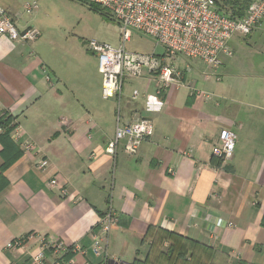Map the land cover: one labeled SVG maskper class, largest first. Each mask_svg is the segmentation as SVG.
Returning <instances> with one entry per match:
<instances>
[{"label":"crops","instance_id":"0c3cea01","mask_svg":"<svg viewBox=\"0 0 264 264\" xmlns=\"http://www.w3.org/2000/svg\"><path fill=\"white\" fill-rule=\"evenodd\" d=\"M31 1L0 0L18 28L40 31L28 42L0 38V115L17 123L10 135L21 151L1 171L8 148L0 135V264H30L42 246L50 264L58 242L71 247L60 252L62 264H102L104 256L131 264L149 225L198 239L229 264H264V56L256 61L232 46L218 79L190 66L182 84L160 94L145 76L127 78L105 106L92 102L102 98L95 56L86 54V68L63 51L57 67L40 37L47 27L38 21V0L35 11L23 9ZM117 114L121 122H153L134 154L122 146L104 151ZM223 128L235 133V146L215 166L211 145ZM107 212L115 223L95 254Z\"/></svg>","mask_w":264,"mask_h":264},{"label":"built area","instance_id":"2783aa9c","mask_svg":"<svg viewBox=\"0 0 264 264\" xmlns=\"http://www.w3.org/2000/svg\"><path fill=\"white\" fill-rule=\"evenodd\" d=\"M87 1L108 10L117 20L120 30L119 42L116 45L95 39L85 41L86 49L97 60L103 99L119 98L127 78L147 77L155 83L156 94H160L172 84H182L185 74L190 70L187 61H183L180 66L182 57L197 59L210 70L217 69L222 64V55H232L229 40L234 36L249 35L264 18V0H250L242 15L233 13L229 0ZM37 8L36 0L23 5L26 13H31ZM130 31L152 37L161 46L162 51L143 53L128 50L126 42L130 39ZM39 35V29L34 26L18 28L0 3V38L28 42L35 40ZM139 95V90L133 89L130 97L136 99ZM2 131L0 126V133ZM152 134L153 122L150 118L138 117L130 122H121L117 114L113 138L106 143L104 151L113 155L122 146L125 153L134 154L139 145ZM12 139H16V135ZM235 141L236 135L233 131L221 129L217 140L211 145L212 156L222 161L231 158ZM46 163L43 160L39 167ZM54 182L55 180L50 181ZM114 223L115 218L111 212L100 218L101 234L94 235L91 247L95 254L103 252L101 236ZM53 248L59 252L50 264H62L59 254L67 248L59 242L53 245ZM30 264H47L43 246L31 255ZM102 264L125 263L109 260L104 256Z\"/></svg>","mask_w":264,"mask_h":264},{"label":"rangeland","instance_id":"374dc122","mask_svg":"<svg viewBox=\"0 0 264 264\" xmlns=\"http://www.w3.org/2000/svg\"><path fill=\"white\" fill-rule=\"evenodd\" d=\"M38 2V21L47 27L40 37L46 41L44 48L57 63V67L59 66V56L65 51L66 53H70L71 57H76L88 68L89 62L86 59V54L92 55L85 46V41L88 39L105 41L113 45L119 42V25L114 16L106 9L100 11L80 0H38ZM47 44H49L50 49ZM228 44L230 47L240 45L249 49V52H251L256 61L262 58L264 56V18L258 28L254 29L248 36H234L229 40ZM126 48L133 52L143 53L151 51L159 53L162 51L161 46L152 37L135 31H130V39L126 42ZM181 59L187 61L192 68H201L205 72H209L210 70L199 60L195 64L194 60L197 59H186L183 57ZM211 71L215 75L214 78L218 79V69H212ZM100 77L99 74V81ZM200 93L203 94V92ZM99 97L101 98L100 91ZM92 102H104L105 106L106 104L111 106L113 101L102 98L101 100L99 98L97 100L93 96ZM144 243L145 247L138 252L137 256L140 260L144 259L150 247L153 253L152 256H157L159 264H183L179 260L166 262L163 257L164 255L159 254L161 252L165 254L167 250L168 241L166 239L159 241L157 237L153 239L149 237L145 239ZM197 258L199 262L191 259L187 260L189 263L186 264H200L201 258L203 259L204 257L198 255ZM216 262L217 264H229L220 256H216Z\"/></svg>","mask_w":264,"mask_h":264},{"label":"trees","instance_id":"16d2710c","mask_svg":"<svg viewBox=\"0 0 264 264\" xmlns=\"http://www.w3.org/2000/svg\"><path fill=\"white\" fill-rule=\"evenodd\" d=\"M84 3L89 4L91 7L103 11V8L98 6L95 3L89 2L87 0H80ZM250 0H229L233 13L237 15H242L244 13L245 8L247 7ZM248 36V35H247ZM17 123L14 121V118L11 115L2 114L0 115V126L3 128V131L0 133L2 136V140L5 142V147L8 148L7 153H10L9 156H6V152H4L3 156V164L1 165V171L5 170L13 161H15L20 155L21 151L19 150L18 146L14 143L11 138L10 133L14 129ZM212 160L215 166L220 165V158H216L212 156ZM6 185V180L3 176V173L0 174V190L3 186ZM104 215V214H101ZM151 237H157L159 241L162 239H166L168 241V247L163 254H162L166 262H174V261H181L183 264L189 263L187 260L195 259L199 262L197 256L202 255L204 258L200 260V264H217L216 256L217 252L214 248L210 245L188 236H184L172 230H168L162 228L160 226L149 225L146 233L144 235V239ZM152 247V245H151ZM71 247H67V252H70ZM160 252V251H159ZM151 248L147 254L145 255L144 259L140 260L139 258H135L132 260L131 264H159L157 256H152ZM206 257V258H205ZM246 262H242L241 264H245Z\"/></svg>","mask_w":264,"mask_h":264},{"label":"water","instance_id":"95a60500","mask_svg":"<svg viewBox=\"0 0 264 264\" xmlns=\"http://www.w3.org/2000/svg\"><path fill=\"white\" fill-rule=\"evenodd\" d=\"M125 263V262H124ZM125 264H130V263H125Z\"/></svg>","mask_w":264,"mask_h":264}]
</instances>
